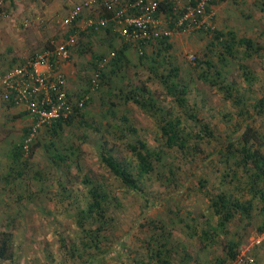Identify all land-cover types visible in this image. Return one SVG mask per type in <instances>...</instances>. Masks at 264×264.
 <instances>
[{"label": "rangeland", "instance_id": "rangeland-1", "mask_svg": "<svg viewBox=\"0 0 264 264\" xmlns=\"http://www.w3.org/2000/svg\"><path fill=\"white\" fill-rule=\"evenodd\" d=\"M85 1L0 0V75L64 43L63 21ZM212 8L214 30L174 31L166 51L154 43L140 55L106 31L82 35L64 71L71 102L88 93L87 106L59 135L42 128L29 158L16 151L33 121L0 93V231L13 234L15 252L0 264H231V242L236 254L249 249L264 264V242L252 241L264 236V179L253 182L252 164L228 148L242 145L237 138L247 126L259 133L255 148L264 154V113L255 114L264 96V0H217ZM216 32L253 47L236 44L227 57ZM113 50H124L122 66L111 74L108 65L91 91L95 60ZM170 74L186 91L184 107L163 84ZM143 87L146 109L128 100ZM174 119L187 141L182 150L169 148L160 131ZM138 141L159 155L135 192L101 156L114 155L138 177L129 150ZM93 187L107 197L97 214L88 211ZM220 194L251 204V213L220 228L212 205Z\"/></svg>", "mask_w": 264, "mask_h": 264}, {"label": "built area", "instance_id": "built-area-1", "mask_svg": "<svg viewBox=\"0 0 264 264\" xmlns=\"http://www.w3.org/2000/svg\"><path fill=\"white\" fill-rule=\"evenodd\" d=\"M173 4L178 22L171 30L170 19L159 14L160 4ZM212 0H86L74 7L64 19L68 30L64 43H52L31 59L20 63L0 75V93L5 101L13 99L31 117L33 125L22 144L25 158L32 155V147L42 128H51L60 120H67L76 109L83 110L89 100L88 93L75 104L67 91V74L64 67L72 57V49L85 33L110 31L130 44L140 55L146 47L163 38H170L174 31L214 30ZM117 51L96 59L97 70L91 81V91L100 87L101 75L115 60ZM253 243L260 246L264 236L257 235ZM231 264H256L249 249L239 250Z\"/></svg>", "mask_w": 264, "mask_h": 264}, {"label": "trees", "instance_id": "trees-1", "mask_svg": "<svg viewBox=\"0 0 264 264\" xmlns=\"http://www.w3.org/2000/svg\"><path fill=\"white\" fill-rule=\"evenodd\" d=\"M216 1L217 0H212L211 5H214ZM159 14L168 17L171 21L169 25L170 29L171 30L175 29V25L178 22V17L177 14L174 13L173 4L171 2L168 1L161 2L159 8ZM106 32L110 34L109 30H107ZM169 39L170 38L166 37L156 42L160 48L159 50L166 51L171 49L172 46L169 43ZM215 39L222 46V48L224 49V53L227 57L235 56L234 47L236 44L247 48L253 47V42L251 40L240 39L237 41V38L233 33L224 35L223 33L216 32ZM124 46H126V48L131 47V45L127 43H125ZM123 51H118L115 60H113L110 63L109 69L111 68L110 70L111 74L115 73V70L122 66ZM172 71H173V76L176 77L178 69L173 68ZM169 76L170 77L167 76L162 77L163 84L165 85L169 94L173 96L181 106L184 107L186 104V99L184 98L186 91L181 90L177 82L172 80L173 78H171L172 77L171 74ZM106 77H108V75L104 72L101 75L102 81H104ZM137 92L138 94L136 95L132 94L131 96H129L128 100H131L135 102V104H137L138 106L146 109V103L149 101L147 99V96L149 94L148 90L145 87H143L142 89H139ZM7 104L8 106H15L13 99L7 101ZM83 110L76 109L75 114L71 116L69 119L65 121L60 120L56 122L51 128H49L52 135L54 136L59 135L60 132L64 130L65 126H70L71 124H73L76 121V119H78V117L81 116V111ZM262 113H264V96L259 100L258 104L256 105L255 114L261 115ZM180 125H181L180 119H174V120L166 121L165 124L161 125L160 127V131L162 132V135L165 137L166 144L169 148L178 147L180 150L186 148V144H187V141L185 140L186 138L184 139L182 135L180 137V128H179ZM259 138H260L259 133L254 128L246 126V128H244V130L240 134V137L237 138V139H241L242 145L240 144V147H235L234 143H230L228 146L231 154H232V148H234L232 154L233 157L239 158V160L243 162L245 161V163L247 164H249V162L252 164L253 168L256 171L255 176L252 178L253 182H257L264 179V154L261 152L260 149L255 148V144L260 142ZM20 149L21 146L16 151L18 155H20L21 153V151L19 152ZM129 150L134 154V156L138 161L137 164L138 177H135L134 173L129 169V166L120 162L114 155L108 152L102 153L101 156L102 162L110 170L111 174L114 177L118 178L122 182V184L125 185L128 189L135 192H140L141 189H140L139 179H142L143 177L149 175L154 171V161L156 160V158H158L159 154L156 151H152L148 147V145L142 141L131 143L129 145ZM33 154H34V149H32V155ZM241 161L240 163L238 160L236 162L239 163L240 165L243 163ZM91 196H92V203L90 204L88 211L91 214L93 213L97 214L102 212L104 210V204L107 199L105 194L102 193L98 187H93L91 189ZM260 198L264 200V193H260ZM212 205L215 214L220 217L219 227L222 229L226 228L227 225L236 218V216L249 215L251 213V210L253 209L251 204H244L240 202L238 199H232L231 197L224 194H220L216 197V199L212 200ZM261 212L264 215V207L262 208ZM13 243H14V239L12 233L0 231V261H12L15 258ZM237 248H238V243L235 242L230 243L229 256L231 259L235 258ZM166 264H168L167 261Z\"/></svg>", "mask_w": 264, "mask_h": 264}, {"label": "crops", "instance_id": "crops-1", "mask_svg": "<svg viewBox=\"0 0 264 264\" xmlns=\"http://www.w3.org/2000/svg\"><path fill=\"white\" fill-rule=\"evenodd\" d=\"M212 7H213V5H212ZM106 33H108V32H106ZM109 34V33H108Z\"/></svg>", "mask_w": 264, "mask_h": 264}]
</instances>
